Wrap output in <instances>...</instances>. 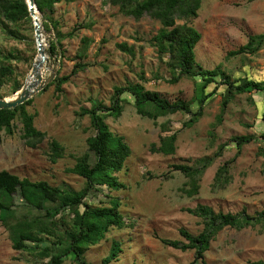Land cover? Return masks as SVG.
<instances>
[{
    "label": "rangeland",
    "instance_id": "rangeland-1",
    "mask_svg": "<svg viewBox=\"0 0 264 264\" xmlns=\"http://www.w3.org/2000/svg\"><path fill=\"white\" fill-rule=\"evenodd\" d=\"M39 14L43 25L45 18ZM50 17L58 26L46 30L43 26L49 54L45 78L52 73L69 74L79 61L89 64L63 85V91H56L51 81L31 97L33 102L27 108L36 113V127L46 133L37 146L28 145L22 138V124L18 121L14 134L0 131V171L79 191L86 180L68 168L88 151L87 138L95 132L89 115H80L84 108H90L95 101L109 106L116 86L142 83L146 90L157 92L172 103L189 104L196 111L204 82L189 76L171 81L168 56L159 54L152 42L162 23L148 14L137 20L107 0H74L57 3ZM183 22L177 19L178 24ZM189 23L202 33L195 50L200 65L207 69L221 66L236 83L250 79L264 81V44L256 53L228 55L246 44L250 35L264 33V0H203L198 15ZM33 25L34 20L19 25L7 20L6 25L0 23V67L11 64L14 69L12 79L0 86V98L13 99L19 92H13L15 82L19 81L23 87L32 71L38 55ZM12 29L19 30L23 38L13 36ZM73 29L74 35L70 36ZM58 31L63 37L56 54H52L51 43L58 42ZM83 37H89L91 43L87 57L81 60ZM123 42L135 53L122 50L118 44ZM217 81L219 84L207 88L206 91H212L217 87L216 94L205 102L203 116L193 126H185L191 117L186 111L155 120L137 112L132 94L122 95V115L107 117L106 122L131 147L125 167L117 173L126 187L112 190L101 185L85 200L91 205H101L106 203L107 196H118L126 226L113 228L104 240L90 245L85 252L89 262L100 264L113 240H118L123 251L111 264H189L195 259L194 249L183 251L161 240L188 243L181 229L193 235L204 229L203 218L190 213L188 208L206 204L217 212L236 213L245 209L252 215L264 210V139L259 137L264 131L261 119L264 91L236 94L222 111L227 89L219 78ZM174 133L177 134L174 154L153 151V144L158 147L162 136ZM245 134H253L256 139L244 144L238 153L231 138ZM51 139L64 146V154L56 162L51 161L49 154ZM222 144L231 145L219 154ZM227 161L231 182L224 188H214L215 174ZM178 163L201 168L199 194L188 196L181 190L188 177L173 167ZM13 208L17 218L45 214L28 204L20 192L15 194ZM64 214L72 216L67 209ZM8 223L0 217V264H46L50 257L42 256L40 251L48 242H29L33 250L15 249ZM53 247L54 253L63 250V244ZM261 259L264 260V221L241 230L223 228L211 241L204 261L195 264H249ZM64 260L66 264H77L71 255L64 256Z\"/></svg>",
    "mask_w": 264,
    "mask_h": 264
},
{
    "label": "trees",
    "instance_id": "trees-1",
    "mask_svg": "<svg viewBox=\"0 0 264 264\" xmlns=\"http://www.w3.org/2000/svg\"><path fill=\"white\" fill-rule=\"evenodd\" d=\"M72 2L74 0H35L39 12L45 21L44 29L51 26L57 27V21L51 19L55 5L60 2ZM110 4L118 6L119 10L135 19L142 18L145 14L158 19L162 28L153 36L152 42L157 47L159 54L167 55V65L172 73V82H177L183 76L194 77L204 83L201 87L199 108L192 111L189 104L184 102H170L161 97L157 92L146 90L142 83L129 84L127 86H116L112 96L111 104L105 105L102 101H95L90 108H84L80 115H89L94 134L87 138L88 151L77 157V161L68 171L76 173L85 178L84 188L79 191L53 186L46 180L33 181L27 177H20L8 170L0 171V217L4 223H8L13 246L18 250H33L29 242L36 244L48 242L40 251L42 256H49L46 264H66L64 256H73L77 264H94L86 259L85 252L92 244H97L107 237L109 231L117 227L122 229L126 226L125 215L121 210L120 198L113 195L107 196L106 203L91 205L85 198L89 193L98 191V186L106 185L110 189L125 188L126 184L120 181L117 173L120 172L131 155V147L126 138L115 133L106 122L107 117H120L123 112L122 95L129 92L133 95L137 112L143 116L157 119L178 111H186L191 114L185 126H193L202 116L205 102L216 94L215 87L212 91H206L209 85L219 84L217 78L226 86L227 94L222 100V111L232 101L236 94L256 90L264 91V81L254 79L242 83H236L226 76L221 66L213 69L204 68L197 62L196 46L202 38V33L189 23V20L198 15L203 0H107ZM177 19L184 20L178 24ZM6 20L15 25L22 24L26 20H33L30 15L26 0H0V23L6 25ZM50 22V23H49ZM34 27V25H33ZM73 29L69 35L73 36ZM11 34L23 38L19 30L12 29ZM63 34L58 31V42L51 43V53L56 54L58 43ZM35 40V38H34ZM35 42V41H34ZM82 50L79 58L87 57V51L91 43L89 37L82 38ZM264 44V33L249 36L246 44L228 53L229 56L241 53H256ZM118 46L127 52L135 53L128 43H119ZM88 62L79 61L75 63L69 74L58 75L50 85L55 86L56 91H63V85L71 80L78 72L87 68ZM14 69L11 64L0 67V86L12 79ZM145 80V76L141 75ZM218 82V83H216ZM49 85V86H50ZM22 88V83L16 81L13 92ZM30 98L15 108H0V131L12 135L15 133L16 121L22 124V138L27 144L35 147L40 143L46 133L35 125L36 113H31L28 106L32 104ZM222 121V115L219 116ZM264 123V111L261 115ZM264 139V131L260 133ZM177 134L162 136L160 145L153 144V151L163 154H174L176 152ZM256 139L253 134L237 135L231 138L232 144L241 152L242 146ZM231 144H222V150ZM51 161L56 162L64 154V146L56 139L49 142ZM264 156V147L262 149ZM94 159V160H93ZM93 160V161H92ZM230 162L221 165L214 177V188H224L231 182ZM176 170H180L188 180L181 190L188 196H195L200 192L201 168L189 164H174ZM20 192L25 201L32 207L45 212L44 216L34 218H17L14 211V197ZM69 210L71 217L64 214ZM190 213L200 216L204 221V229L197 235L191 234L186 229H181V234L188 243L179 240L162 238V242L183 251L194 249L195 259L189 264L205 259V252L210 248L211 241L223 228L230 226L243 229L264 221V210L256 215L248 213L245 209L240 212L215 211L213 207L206 204H198L195 208L187 209ZM56 238V239H55ZM53 239V240H52ZM59 240V241H58ZM62 245L63 250L54 253L53 245ZM36 251H37V247ZM123 251L122 243L113 240L108 255L103 257L100 264H111L118 260ZM249 264H264V260L251 261Z\"/></svg>",
    "mask_w": 264,
    "mask_h": 264
},
{
    "label": "water",
    "instance_id": "water-1",
    "mask_svg": "<svg viewBox=\"0 0 264 264\" xmlns=\"http://www.w3.org/2000/svg\"><path fill=\"white\" fill-rule=\"evenodd\" d=\"M26 2H27L28 7H29L30 15L32 17L34 15L35 18H39L34 13L35 12L34 10L39 11L35 0H26ZM33 20H34V17H33ZM34 27H35V38H36V43H37V49L39 51L41 49V42H40L41 32L39 30L40 25L34 21ZM37 65H39V63H37V61L35 60L32 71L36 70ZM55 76H56L55 73H52L49 77L44 78L43 75L40 74L38 76V81H37L38 83H35L33 85L32 84L27 85L25 82L23 87L19 90V93L17 92V95L14 97V99L0 98V108L1 109H3V108H15L16 106L24 103L25 101L30 99L35 92L40 91L41 89L44 88V86L46 84L53 81Z\"/></svg>",
    "mask_w": 264,
    "mask_h": 264
},
{
    "label": "bare ground",
    "instance_id": "bare-ground-1",
    "mask_svg": "<svg viewBox=\"0 0 264 264\" xmlns=\"http://www.w3.org/2000/svg\"><path fill=\"white\" fill-rule=\"evenodd\" d=\"M34 11H35L34 12L35 15H37L39 17V18H35V16L33 15L34 21L40 25L39 30L41 32V36H40L41 49L38 51L37 59H35L37 61V63H39V65H37L36 70H33L30 73V75L28 76L27 81H26L27 85H31V84L33 85L35 83H38L37 82L38 76L41 74L45 78L47 72L49 71V54L47 52L45 38H44V34H43L42 20H41L39 11H36V10H34Z\"/></svg>",
    "mask_w": 264,
    "mask_h": 264
}]
</instances>
